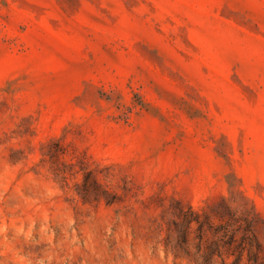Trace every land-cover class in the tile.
Listing matches in <instances>:
<instances>
[{
    "label": "rangeland",
    "instance_id": "1",
    "mask_svg": "<svg viewBox=\"0 0 264 264\" xmlns=\"http://www.w3.org/2000/svg\"><path fill=\"white\" fill-rule=\"evenodd\" d=\"M190 207L264 243V0H0V264H197Z\"/></svg>",
    "mask_w": 264,
    "mask_h": 264
},
{
    "label": "trees",
    "instance_id": "2",
    "mask_svg": "<svg viewBox=\"0 0 264 264\" xmlns=\"http://www.w3.org/2000/svg\"><path fill=\"white\" fill-rule=\"evenodd\" d=\"M84 180L86 184V176ZM227 210V217L215 212L219 217L216 222L208 213L190 207L185 224L186 227L192 222L197 225L198 249L202 252V260L197 264H215V256L221 258L220 264H264V243L254 224L249 222L247 226L244 214L238 215L230 208ZM226 257H232L231 261L227 262Z\"/></svg>",
    "mask_w": 264,
    "mask_h": 264
}]
</instances>
